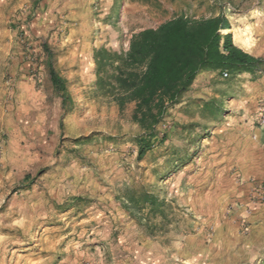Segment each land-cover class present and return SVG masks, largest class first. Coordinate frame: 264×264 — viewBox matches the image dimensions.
Returning <instances> with one entry per match:
<instances>
[{
    "label": "rangeland",
    "instance_id": "obj_1",
    "mask_svg": "<svg viewBox=\"0 0 264 264\" xmlns=\"http://www.w3.org/2000/svg\"><path fill=\"white\" fill-rule=\"evenodd\" d=\"M217 14L264 59V0H0V264H264V73L198 75L142 160L133 103L93 94L95 48Z\"/></svg>",
    "mask_w": 264,
    "mask_h": 264
},
{
    "label": "trees",
    "instance_id": "obj_2",
    "mask_svg": "<svg viewBox=\"0 0 264 264\" xmlns=\"http://www.w3.org/2000/svg\"><path fill=\"white\" fill-rule=\"evenodd\" d=\"M46 54H50L43 46ZM96 81L94 96L114 101L119 110L133 103L131 119L139 127L132 137L137 160H142L156 143L166 138L159 126L170 108L180 103L198 75L204 72L264 73V59L233 44L229 24L221 14L189 20L180 15L156 28L133 34L127 50L99 47L93 50ZM49 77L60 94L63 113L69 94L66 82L49 63ZM93 135L81 138L90 140ZM28 179V175L24 177ZM126 203L146 215L163 216V200L141 187L132 186L124 195Z\"/></svg>",
    "mask_w": 264,
    "mask_h": 264
},
{
    "label": "built area",
    "instance_id": "obj_3",
    "mask_svg": "<svg viewBox=\"0 0 264 264\" xmlns=\"http://www.w3.org/2000/svg\"><path fill=\"white\" fill-rule=\"evenodd\" d=\"M222 75L225 77V76H227L228 75V73L226 72V71H223L222 72ZM254 137H256V136H254ZM263 188H262V190L264 189V185L262 186ZM264 191V190H263Z\"/></svg>",
    "mask_w": 264,
    "mask_h": 264
}]
</instances>
